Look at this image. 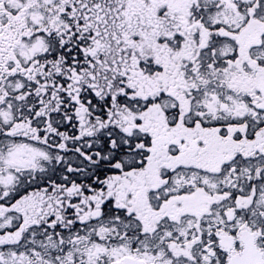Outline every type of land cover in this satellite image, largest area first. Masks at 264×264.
Listing matches in <instances>:
<instances>
[{"label":"snow or ice","instance_id":"1","mask_svg":"<svg viewBox=\"0 0 264 264\" xmlns=\"http://www.w3.org/2000/svg\"><path fill=\"white\" fill-rule=\"evenodd\" d=\"M0 264H264V0H0Z\"/></svg>","mask_w":264,"mask_h":264}]
</instances>
